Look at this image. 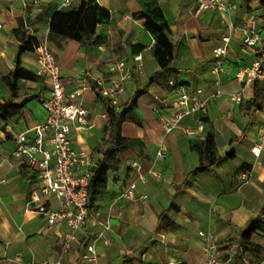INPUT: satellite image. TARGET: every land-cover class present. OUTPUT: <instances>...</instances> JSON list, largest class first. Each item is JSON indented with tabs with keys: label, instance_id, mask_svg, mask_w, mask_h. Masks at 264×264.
Masks as SVG:
<instances>
[{
	"label": "crops",
	"instance_id": "crops-1",
	"mask_svg": "<svg viewBox=\"0 0 264 264\" xmlns=\"http://www.w3.org/2000/svg\"><path fill=\"white\" fill-rule=\"evenodd\" d=\"M96 1L110 12L109 22L96 28L94 38L105 39L100 44L49 42L55 15L67 11L60 9L59 0H0V103L25 105L20 115L0 128V264H86L89 245L95 246L97 264H205L208 240L202 234L214 236L223 264H264V233L251 240L261 251L250 252L243 246V234L251 224L264 220V145L259 156L252 153L254 146L263 144L264 82L237 78L253 59L243 44L244 30L254 27L264 43L260 0H226L232 7L228 16L201 8L197 0ZM148 4L159 6L170 24L179 83L190 90L202 89L207 103L205 112L186 118L171 133L164 130L163 120L173 113L174 88L148 84L160 71L154 38L138 18ZM22 24L37 45L35 52L21 56L22 67L40 80H20L18 96L13 97L2 77L16 67L21 44L14 31ZM227 36L229 53L223 72L216 76L214 49ZM41 45H48L54 55L67 93L87 85L74 102L88 110L95 126L73 136L78 151L83 148L102 158L98 151L106 124L104 102L109 101L99 96L95 80L114 78L109 72L112 64L124 61L130 71L118 109L127 108L135 93L143 91L138 109L123 125V135L133 140V147L120 154V170L110 173L107 191L98 196L85 227L67 251V224L50 225L30 203L32 192L40 187L38 175L26 159L14 157L16 135L33 138L47 121L38 103L51 90L49 79L40 73ZM217 91L222 92L220 97L215 96ZM233 93H241L240 103L230 100ZM210 134L220 162L195 174L200 159L192 147ZM161 147L166 149L165 159L157 157ZM44 148L50 149L49 144ZM244 173L249 178L246 183L241 180ZM133 182H138L135 198H120ZM43 201L51 210L60 207L57 198Z\"/></svg>",
	"mask_w": 264,
	"mask_h": 264
},
{
	"label": "built area",
	"instance_id": "built-area-1",
	"mask_svg": "<svg viewBox=\"0 0 264 264\" xmlns=\"http://www.w3.org/2000/svg\"><path fill=\"white\" fill-rule=\"evenodd\" d=\"M80 0H59L60 9H69ZM203 9H214L222 15L228 16L232 7L226 0H197ZM229 27L233 24L229 23ZM231 37L223 38V44L214 49L215 62L212 73L219 76L224 69V62L229 53ZM243 44L253 56L249 66L243 68L237 78L249 82H264V43L254 27L244 30ZM38 59L41 64V75L47 77L51 84L50 95L39 98V102L47 113L46 123L39 127L33 138L26 134L16 135L17 148L14 157L26 159L27 164L37 173L40 187L32 192L30 203L47 217L50 225L58 223L67 224L69 230L64 235V251H67L76 240L77 234L83 229L91 215L89 200V185L91 179V168L97 165L100 158L92 152L81 149L76 150L73 136L84 128L92 129L95 125L88 119V110L74 101L79 99L87 85L70 93L66 92L61 78L58 63L47 45H41L37 50ZM136 61L141 57H136ZM109 72L115 75L110 80L96 79L95 82L100 89L102 98L109 100L110 105L118 109L119 97L126 92L125 82L129 76V69L124 61L112 64ZM170 85L174 83L171 81ZM177 100L173 107V113L163 120L164 130L167 133L174 132L181 127L183 120L206 111L207 103L203 99V90H190L184 85L174 88ZM222 95L217 91V97ZM232 102L242 101L241 93L229 95ZM261 145L252 148V153L259 156L264 145V134L261 137ZM49 144L50 149L44 145ZM157 157L165 159L167 152L161 147ZM132 167L138 168L137 163ZM140 181H144L140 176ZM243 182H248L247 173L241 176ZM138 182L131 183L122 191L120 198L133 199L137 194ZM57 198L60 207L51 210L44 199ZM109 229V226L106 227ZM207 238L204 247L206 255L205 264H223L218 257L219 245L212 234H202ZM108 243V242H107ZM86 264H97V255L94 245L87 247L84 255ZM48 264H63L61 261ZM173 264V263H170Z\"/></svg>",
	"mask_w": 264,
	"mask_h": 264
},
{
	"label": "trees",
	"instance_id": "trees-1",
	"mask_svg": "<svg viewBox=\"0 0 264 264\" xmlns=\"http://www.w3.org/2000/svg\"><path fill=\"white\" fill-rule=\"evenodd\" d=\"M260 7L264 14V0H260ZM66 10L58 12L51 23L48 37L50 43L55 42L57 39L76 40L81 43L88 42L91 44H100L105 41L103 37L96 36L94 38V36L99 24L109 22L110 12L101 7L96 0H81L77 6L73 5ZM138 18L145 21L144 27L146 31L154 38L153 54L160 66V71L149 80L148 84L158 83L170 87V82L172 81L174 83L171 86L172 88L181 85L178 81V70L174 67L176 45L172 41L171 27L163 11L159 6L148 4L138 14ZM14 35L21 44L16 59V67L2 77V82L11 95L17 97L20 80L38 82L40 77L24 69L21 61L23 54L36 51V40L30 37L28 29L23 24L14 31ZM257 82L259 81H255L256 84ZM98 94L101 97L100 89ZM142 94L143 91H137L132 97L129 106L122 110L113 108L109 102H104L106 124L103 129L104 136L101 149L98 151L102 154V158L98 160L95 167L91 168L89 185L91 208L98 196L107 191L110 173L120 170V154L131 150L133 147V140L123 135V125L133 117L138 109V101ZM24 106L0 103V128H2L1 124L3 122L20 115ZM192 148L200 159V165L194 171L195 174L210 171L220 162L213 135L210 134L206 140L195 143ZM229 156L234 158V155ZM256 233H264V220L261 218L256 219L249 230L243 234V246L250 252L261 251L260 247L251 241L252 236Z\"/></svg>",
	"mask_w": 264,
	"mask_h": 264
},
{
	"label": "rangeland",
	"instance_id": "rangeland-1",
	"mask_svg": "<svg viewBox=\"0 0 264 264\" xmlns=\"http://www.w3.org/2000/svg\"><path fill=\"white\" fill-rule=\"evenodd\" d=\"M48 46V45H47ZM48 48H49V46H48ZM38 103L40 104V102H39V100H38ZM41 105V104H40Z\"/></svg>",
	"mask_w": 264,
	"mask_h": 264
}]
</instances>
